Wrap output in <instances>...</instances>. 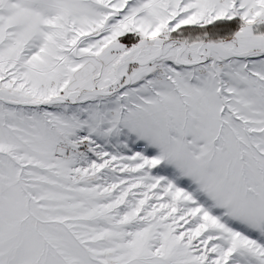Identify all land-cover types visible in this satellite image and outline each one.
Wrapping results in <instances>:
<instances>
[{
    "label": "snow or ice",
    "instance_id": "1",
    "mask_svg": "<svg viewBox=\"0 0 264 264\" xmlns=\"http://www.w3.org/2000/svg\"><path fill=\"white\" fill-rule=\"evenodd\" d=\"M0 264H264V0H0Z\"/></svg>",
    "mask_w": 264,
    "mask_h": 264
}]
</instances>
